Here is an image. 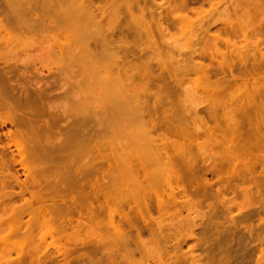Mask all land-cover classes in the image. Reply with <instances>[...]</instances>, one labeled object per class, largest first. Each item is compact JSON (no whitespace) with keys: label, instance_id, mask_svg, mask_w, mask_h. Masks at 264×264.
Listing matches in <instances>:
<instances>
[{"label":"bare ground","instance_id":"obj_1","mask_svg":"<svg viewBox=\"0 0 264 264\" xmlns=\"http://www.w3.org/2000/svg\"><path fill=\"white\" fill-rule=\"evenodd\" d=\"M53 1L56 3L57 0H3V7H1L0 9H5V11L2 10V13L4 12L3 16L0 15V30L3 34H6V38L7 36L10 37L7 38L8 40L12 38L13 34L16 35L15 37L13 35L14 38H12L11 40L15 39L16 37L23 39L26 37L30 38V36L33 37L32 35H35L36 37H39L40 35V37H42L43 34L47 33L49 34V37L51 36L52 39H54V43H56V40L59 42L58 38H61V41L59 43L64 40V44H74V53L76 55L74 56V58L77 59V62L68 56L70 58V61L65 66L64 64H62L64 68H62L61 65H59L60 68H58V70L56 68L57 65H55L56 67H54L60 74L67 75L68 79L70 80H73V77H71V75L73 74L80 76L77 78L81 79L82 82L83 80H85L86 87L88 82L91 81L90 83H92V85H89L91 86L90 90L94 88V91L92 90V94L98 100H96V98L93 99L95 102L99 101L97 102L99 104L98 107H96L97 111L95 113L89 114L84 112L83 108L85 107V105L81 104H85V102L88 101L86 99V95L90 94L89 92L91 91H89L87 94L85 93L87 91H84V93L81 94L83 95L80 96L83 103L81 100H79L80 98L77 97L78 99H76V102L74 104L75 107L78 108L79 112H82V120L81 122L79 120L78 124L68 127V131L65 130L68 133H65L67 139H63L66 141V144L62 141L64 143L62 144L64 145V149L62 150H64L68 154L77 152L76 154H74V156H83L84 162H78L77 158L75 159L72 154V157L69 154L70 159L68 158V163L66 162L67 164H64L65 166L63 165L65 167V172L61 175L60 178H58V181H54L51 191L56 194L57 197H62L61 199L59 198L60 200H58L62 204L64 203L63 197L65 195L67 196L68 194V196H72L71 191L74 189V187H76V190L78 186L79 189L81 187L82 190H85L86 185H88L87 189H89V191L84 192L81 189V191H79V189L78 191L80 201L92 199L90 201V204L92 205L91 207L93 208V210L95 208L91 202L94 200L95 203H98V200H100L99 198H101V200H103V202L105 203V206H103L102 203L99 202V204L103 207H107V204L113 203H118V205L120 206L116 209L117 206H113V204L112 208L115 207L116 210H111L108 207V210L106 211V213L108 212L107 217H109L108 222H111L109 224H112L111 227L112 229H114V232L115 229L120 225L118 224V221V226L115 225V218H118L120 221L124 222V224H127L128 227L132 230H136L133 239L135 238V236L140 235L139 231L140 233H144L143 231H145L147 236L150 237L151 235L149 236V234H152L153 230H156L157 226L159 228H157L155 232H162L163 227L160 229L162 221H155L156 223H161L160 225L157 224V226L154 220L150 223V208H152V203H155L158 214L161 212L163 217L170 215V213L168 214V212H170L168 211L170 204L175 205L177 203H180L182 208L180 209V211L184 210L189 213L193 211L197 204V201H194L193 198H198L204 195L200 187L203 188L205 186L207 187V185H211L208 183L206 177L203 178L202 181L199 178L196 179L195 173L193 172V166L196 165V156H199L198 158L200 160H203L204 163L207 162L205 159L209 160L211 162V165H209L208 161L207 164L210 167L208 166L209 168L207 171H209L210 174L212 173L217 175L222 173V170H224V165L222 166V164H224L223 162H228L229 166H233L234 168V163L236 161L240 163V155H248L249 152L254 149L252 146L250 147V145H253L254 143L256 144V141H259V136L260 138L262 137L259 133L260 123L256 124L258 123L257 121H259V119L256 118V122L253 121V119L255 118L254 115L261 109L258 107H264L262 106L264 104V77H261V69L264 66L261 65V62L257 60V57H259V60L261 59V61L264 60V52H261L259 44H252L254 48H250L248 45V40H250L249 34L251 33L250 35L252 39L254 38L256 40L259 30L258 28H255L256 25L255 27L250 25L252 27H249V29L251 28V31H248V27L246 28V25L242 27L243 30L239 29L238 31L240 32V35H242L244 43L247 42V44H245L243 47H236L235 45L237 44H233L234 42H232L231 39H228L229 37L227 33H229L230 36H233V34L237 32V29L235 30L237 26H234L235 28L233 27V25L228 26L230 32L229 29L226 28L227 31L224 29V31L227 32H224L226 34V38H222L220 34L221 32H219V28H217L219 31L216 30L215 34L209 33V28L213 26V24H208V28H203L204 26L202 24H199V32L202 33V35H199L200 33L198 32V30L196 31V35L194 34V39L196 40L195 47H177L176 49L164 50L159 44H154V37L151 31L150 22L146 19L143 10L138 7L137 2L131 3L127 2V0H122L120 4L116 3L111 9L103 8L100 6L92 9V0H87V2L85 0H68L67 2L63 1V3L65 2V5L70 4L71 2L70 6L66 7L64 5V7L66 8H59L58 3L60 4L62 2L60 0L57 3L58 9H56V4L55 7L52 4ZM45 2L46 4H42ZM63 3L60 5H63ZM133 9H136L137 14L134 13ZM198 14L199 13L195 14V16L197 15L196 20H198L199 23H202L200 22L202 21V16ZM241 14L251 17L249 21H253L254 23L256 22L257 27L260 26V22L264 21V15H260L257 10L249 12L242 11ZM125 16H127V19H124ZM246 20L247 22H249L248 18ZM246 20L245 24L247 23ZM123 28H126L132 34L135 40H140V38L143 36L147 41V44L117 43V41L113 39V36L117 31L121 33ZM159 28V30H162L163 27L161 24H159ZM16 29L17 32L14 31ZM263 31L264 30H262V32ZM10 32H12V35H8ZM237 34L236 37H238ZM35 36L33 37V39L35 38ZM253 36H255L256 38ZM258 39L255 41V43H259ZM15 40L17 41V39ZM24 40H20V44H24ZM27 41L28 43L30 42L29 44H31V41H29V39ZM34 41H36V38L34 39ZM219 41H222L224 45H221L226 48L225 50L222 51L219 48V44H217ZM19 42L17 41L18 44ZM58 42L56 44H58ZM68 45L67 47H70ZM61 49H63V47H60V50ZM69 51L68 53L70 54ZM73 61L76 62V64L80 63V65L78 66L75 63H72ZM14 62L17 63L16 60ZM22 64L23 67H25V62ZM73 64L76 65V68ZM262 64H264V61ZM15 66H17V64ZM33 69H35V71L33 70L34 72L33 74H31L33 75L32 78H34V73L35 75L37 74L36 71H38V74L40 72L39 75H43L44 73L46 75V72L49 68H45L46 72L42 71L43 68L36 70V68L33 67ZM52 69L54 70V68ZM74 69H76V71ZM50 70L51 69H49L48 72ZM72 70H74L75 72H73ZM22 72H20L22 75L20 73L18 74L20 75L19 77L21 79L22 77H24V74L27 75L30 73H28V71H26L27 73ZM24 78L23 80L25 81ZM77 78L76 81L75 79L73 80L74 85L75 83L79 84L80 82L78 81L79 79L77 80ZM7 80L10 81L8 78ZM36 80H40L37 79V75L36 78L31 79V81L35 82L34 87L38 90L36 91L33 88L34 92H36L33 95L31 93L30 98L27 97L28 92H24L27 89L24 90L23 88V98H21L22 96L18 98V93L15 91L17 93H15V98H17H14L15 100L13 102V106L14 104L15 106L18 103L19 104L17 105V107L14 106L15 108L12 109L13 111H17L18 106L20 105L29 108L30 110L26 111L24 107H21V109L25 110L22 114L27 115H25L27 117V119L25 117V120L27 121L29 116L31 115L29 114V111H34V109L39 108L42 109V111L40 110V112H43L45 110H43L44 106H47L46 113L47 111H49V116H52L50 110H55V106L50 105L46 101V96H48L49 94L45 96V94L42 93V85L40 86L41 83L39 84V82ZM31 81L30 85H33V82ZM188 82L192 83L189 85H193L195 96L198 95V97L196 96V101L198 102H195V104L193 105H191L186 98L187 94L192 91V88H189L188 86L184 88V85ZM26 83L27 82L25 81L24 86L29 85L28 83ZM42 84H44V82ZM72 84L73 83H71V85ZM22 85L20 83V87H23ZM81 85L82 84H79V86ZM20 87L18 88V91H22V88ZM27 88L30 89L29 86ZM43 88L46 90L47 85ZM82 88H84V86ZM9 89H12V87ZM95 89L100 90V92L97 93ZM186 89H189L190 91H187L186 93ZM70 90L68 92L69 94L72 93L70 92ZM11 91L12 90L7 91L8 93H6V95L9 94L8 96L10 99L7 97L8 100H11ZM197 91L199 92V94H196ZM93 92H96L97 94H94ZM45 93L47 94L48 92L46 91ZM77 94L74 95L72 93L74 97L77 96ZM20 95H23V93ZM66 95L68 94L66 93ZM100 96L103 97V100H101L102 97ZM261 96H263L262 99H260ZM0 97L4 98V96L2 95ZM259 99L261 100V102L263 101V104L260 103ZM3 100H0V103L6 102L7 99L5 101ZM257 100H259V102ZM15 101L18 103H16ZM100 101L102 102L100 103ZM7 102L5 104L8 105ZM257 102L259 103V106L257 105ZM70 106L65 107L69 108ZM79 106L84 107L81 108ZM65 107L61 110V115L67 116V114L71 112L72 116L71 108L67 110L65 109ZM227 107L229 109H227ZM0 108H2L1 104ZM218 108L222 109L221 113L219 112L220 114H218L217 112ZM225 108L226 111H224ZM18 111V114H21L20 108L18 109ZM68 111L70 112L68 113ZM24 112H28L29 115L27 113L24 114ZM76 113L77 112L75 110L74 115H76ZM259 113L261 115L262 112ZM22 114L19 116L21 117ZM40 114L42 113H39V115ZM240 115L244 116L243 119L245 121V127L243 123L240 122ZM260 115L257 117L260 118ZM78 116L79 115L77 113L76 118H80ZM251 116H253V119H251ZM22 118H24V116ZM30 118L32 117L30 116ZM89 118L94 119L91 126L88 125L87 122ZM243 139L247 143V145H245L246 143L241 141ZM258 141L257 143H259ZM240 142H243V144H240ZM81 143L83 144V146H81ZM255 144L254 146H256ZM48 149L50 148L48 147ZM65 152L62 153L64 154ZM35 154L37 153H34V156ZM68 154H66V156H68ZM36 156L38 157L39 153ZM36 156L34 158L37 160L38 158ZM40 156V161H43L45 156L44 158L42 157L43 155L41 156L43 159ZM247 159L248 158H246V160ZM224 160H226L227 162ZM235 164L237 165L238 163ZM48 166L47 168L49 169H44L46 166L43 168H38L37 166L36 169L39 170V174L37 173V177L44 178L42 177V175L46 177V175H44L41 170L43 169V171H50L51 169ZM248 168L249 167H247V169ZM57 176L59 177V175ZM44 179L45 180L43 182L45 184L47 178ZM32 180H35V178ZM37 180H35V183L39 184L40 190V186H42L43 182H41V184L40 181L42 179H39L40 181ZM198 180L200 182L198 186L195 187V185L198 183ZM35 183V186L32 185V187L34 186L35 189H38V184ZM30 184L32 183L30 182ZM35 189L31 192H34ZM39 190H36V193L34 192L37 196L33 195V197H29V200H38L39 196L37 192H40ZM73 191L72 193L75 192ZM31 192L29 193V196L32 194ZM54 196L55 195H53V198L56 197ZM50 197H52V195H50ZM74 198L75 199H72L71 201L74 202L76 199L78 200V198ZM29 200L27 202L30 203L31 201ZM56 200L53 202L49 201V204H46L49 205V207L45 208V213L43 212V214H45V222L48 221V217L46 219L45 216H49L52 221L55 219H60L58 220V223L62 222L66 227L67 225L63 221H68V224L69 220H72L71 218H68L69 212L72 214V208L71 211L68 212V210L66 209H69L70 205L68 208L67 206L61 208L60 206L56 205L58 203ZM77 200V204L81 205V203H79L80 201ZM125 200L130 201V206L128 205L130 208V214H125L123 212L124 210L121 211V209H119L122 205L121 202H124ZM9 202L10 203L5 202L6 205L4 204L6 208H8V212L10 208L11 215L8 214V218H5L6 220L8 219L7 221H16L12 220L13 218L15 219V217H12V219L11 217L9 218V216H13V214L11 213V209H14L15 206L17 210H13L14 214L17 213L16 216H18L21 213V216L19 215L18 217H23L24 214L27 213L25 212L23 214L25 209H32V203L30 205L26 204L25 202L22 204L25 206L20 205V207H22L20 208L21 210L18 211L19 206H10V204L15 203H12L11 201ZM37 202L38 201H36V203ZM50 202H52V204ZM54 202L57 203L54 205ZM66 203L65 205H67ZM75 204L76 203H73L72 206ZM26 205L30 206V208ZM33 205L35 206L36 204L34 203ZM80 205H77L79 210L82 207ZM97 205H95V207ZM73 207L75 208V206ZM97 207L101 210V208H99V205ZM0 208H2V206ZM75 209L77 211V215L80 214V218H83L82 213L78 212L77 208ZM131 209L134 213L131 212ZM118 210H120L121 212ZM153 210L154 209H152L151 211L153 212ZM211 210H213V208ZM0 211L2 212L3 210ZM95 211L94 213L96 215ZM29 213L30 212H28L27 214ZM2 214H4V211L2 212ZM2 214L0 216L2 217V219H0L1 221H3V217H5ZM30 214L27 216H29L28 218L32 220V215ZM97 214L98 217H96L99 218V212ZM132 214H135L136 217L133 215L132 218ZM127 215L131 216L129 217ZM137 217L139 218V220L136 219ZM138 221L141 222L139 223L142 228H140ZM150 224H154L153 227H156L153 229ZM113 225H115V227H113ZM24 226L25 225H23V228H20L21 226L19 225L13 229L15 230L17 229V227H19V230L21 231V229H24ZM12 227L15 226H9L8 232L4 231L5 233L2 232V234L5 235L6 233H8L15 235V232L13 233L14 230L12 229ZM1 228L2 227L0 226V229ZM5 229L7 230V227H5ZM5 229L3 228V230ZM27 229H29V227ZM60 229L58 231H60ZM117 229V234L115 232V235H117V237H115L116 239H113L114 243L118 238H120V236L122 237L121 230L119 232V229L122 228L119 227ZM19 230L18 232L17 230L15 231L19 234ZM132 230L129 229L128 232H131ZM61 231L63 235V230L61 229ZM128 232H126L127 234L125 233L127 236L123 234L124 237L126 236V239L123 237V239H121V242L123 243H121V245H123L124 247H127L128 239L130 238V236L128 238V234L131 235V233ZM160 233H158V236ZM163 235L162 237L166 239V236ZM6 236L4 238L9 239L8 237H10L11 235H8L7 237ZM162 237L160 238V240L162 239ZM136 238L134 240V243L139 240H136ZM133 239L129 242L130 244L132 243ZM165 239L164 241H162L165 242ZM167 243L168 242H166L165 244L167 245ZM195 244L196 243H194L193 245ZM116 245H118V243H116ZM116 245L114 244V246ZM135 245L137 244L135 243ZM140 245L141 242L138 244V246ZM189 248H187L188 251H190ZM192 250H194V247ZM60 251L62 250L59 249V252ZM133 251L130 252L132 255ZM143 251L144 250H141L140 252L144 253ZM62 252L65 253V251ZM140 252L138 254H140ZM146 252L148 251H145V254L147 256L148 253ZM64 253L63 255H65ZM142 253L140 255V258H143L145 255H143ZM150 254L147 256L149 257V261L155 259V261H153L152 263L155 262L154 264H156L158 262L157 264H161L159 263L161 261L162 264H165L163 263L164 261L160 260L161 257H152V254L159 256L160 254L158 252L153 250V252ZM192 255L193 252L190 257H192ZM200 255L196 254L198 258L194 257L191 260L195 259L196 262H200L201 259H199V257L203 258L202 254ZM1 256L2 255H0V258L5 255H3L2 257ZM22 256L23 255H19L18 258L16 257L17 264L21 261ZM3 258L0 259L2 260L1 262H3ZM6 258L7 259H5L3 262L4 264H7L8 261L6 262V260L10 259V257L8 258V256ZM24 258L25 256L23 257V259ZM260 258L262 257H259L257 261L260 260ZM196 259H198V261ZM143 260L146 261L145 258H143ZM176 261L178 260L176 259ZM212 261H214V259ZM212 261L210 262L211 264L213 263ZM206 263L208 264L209 261L207 260Z\"/></svg>","mask_w":264,"mask_h":264},{"label":"rangeland","instance_id":"obj_2","mask_svg":"<svg viewBox=\"0 0 264 264\" xmlns=\"http://www.w3.org/2000/svg\"><path fill=\"white\" fill-rule=\"evenodd\" d=\"M59 1L60 0H57L56 3L54 1L52 2L54 7L55 4L57 6V3ZM61 1L62 2L60 4H62L63 1L67 2L68 0H61ZM85 1L87 2V0ZM0 2L2 5V6L0 5V9H1V7H3V3H2L3 0H0ZM120 2H122V0H92L93 5L91 7H93L92 9L96 8L97 6L111 9L112 7H114L116 3L120 4ZM127 2H131V3L137 2L138 7L143 10L146 19L150 22L151 31L154 37V44H159L164 50L176 49L177 47L179 48L180 47L192 48V46L195 47L196 40L194 39L195 38L194 36L196 35L197 30L198 32L200 31L199 24H202L204 26L203 28H208L209 25L213 24V26L209 28L210 29L209 33L215 34L216 30H218L217 28H219L220 31L219 30L218 31L221 32L220 34L222 38H226L225 33L227 32H225L224 29L225 30L226 28L229 29L228 26H232V25L233 27L237 26L236 28L234 27L235 30L237 29V32H235L233 36L231 35L232 37L230 36L229 33H227L229 37L227 38L231 39V41L234 42L233 44H237L235 45L236 47L238 46L243 47L245 44H247V42L244 43L242 35H240V32L238 30L239 29L241 30L242 27L246 25V28L248 27V31L249 30L251 31L252 28L251 26L255 27L256 25L255 28L256 29L258 28L259 30V33L257 34L258 35L257 39L259 38L258 39L259 43H255L257 39L256 40L254 38L252 39L250 35L251 33L249 32L250 40H248L249 41L248 45L250 48H254L252 44H259V47L261 48V52L262 53L264 52V47H263L264 31L262 32V30H264V21H262L263 23L260 22L259 23L260 26L257 27L256 22L254 23L253 21L251 22L249 21L251 17L241 14L242 11L249 12V11L257 10L258 13H260V15H264V0H127ZM64 3L63 5H60L58 3L59 8L60 7L66 8L71 4V2L70 4H66V5ZM42 4H46V2ZM64 5L66 7H64ZM58 6L55 8L58 9ZM2 10L5 11L4 8H2ZM2 10H0L1 13ZM133 10L134 13L137 14L136 9ZM1 13L0 15L3 16L4 12L2 14ZM197 13H199L200 16H202V21H200L202 23H199V21L196 20L197 15L195 16V14ZM247 18L249 22H247L246 20ZM124 19H127V16H125ZM244 19L247 22L246 24ZM159 24L162 25L163 27L162 30H159L160 29ZM249 27L251 28L249 29ZM14 31L17 32V29ZM1 33L2 32L0 30V93L2 96H4V98L0 97V100L1 101L3 99H4L3 101H5L6 99L8 100L9 94L6 95V93H8L7 91L10 90H12L11 93L9 92L12 97L11 100H8V102L6 100L8 105L5 104L6 102L0 103L2 106V108H0V182H1L0 207L2 206L0 210H3L5 214V215L2 214L3 211L2 212L0 211L1 212L0 216L2 214L3 216H5L3 217L5 219L8 218L7 215L10 214V208L8 212L7 210L8 208H6L5 202L10 203L9 201H11L12 203H15V204H10V206L13 205V207L14 205H18L19 206L18 211L21 210L20 208L22 206H25L22 204L26 202V204H30V205L32 203L31 205L32 209L30 208V206L26 205L27 207L30 208L29 210L32 211H29L27 208L24 210L23 214L25 212L27 213L30 212L31 214L30 213L29 214L32 215V220H33L32 221L28 218L29 216L27 215L29 214L27 213H25L26 215L24 214L23 217H18L21 213L18 216H16L17 213L14 214L13 212V210L15 209L17 210L16 206L14 209L13 208L11 209V213L13 214V216H9V218L11 217L12 219V217H15V219L13 218L12 220L17 221L18 219L17 222L16 221L11 222L10 220L7 221L8 219L7 220L3 219V221L0 220V226L2 227L1 228L2 231L0 229V255L2 256L5 255L6 257L8 256V258L10 257V259L6 260V262L8 261L9 264L10 263L17 264L16 257L18 258L19 255H23L21 257V261L18 264H23V262L24 264H133V263L154 264L155 262L154 263L152 262L155 261V259L149 261L148 260L149 257H147L154 250L158 252L160 255L156 256L157 255L156 253V255L152 254L153 255L152 257H161L160 260L164 261L163 263L165 264H207L206 263L207 260L209 261L208 264H211L210 262L213 259L214 261H212L213 262L212 264H264V111H263L264 107L261 106L258 107L259 106L258 102L260 99L263 98V96H261L260 99L257 100L258 101L257 107L261 108L260 111L256 113L257 115L256 114L254 115L255 117L254 119L253 116H251V119H253V121L255 122L257 121L256 118L259 119L260 122L257 121L258 123L256 124L260 123L259 129L261 132L259 131V133L263 137L260 138L259 136V141L257 140L259 143H257V141L256 144L254 143L256 146H254V144L250 145V147L252 146L254 149H252L249 152V154L246 156L240 153L241 154L239 160L240 163L238 161L236 162L234 161L235 163H238L236 165L233 162L234 165L236 166V167L234 166V168L233 166H229L228 162L224 160L227 162V163L223 162L224 164H222V166L224 165L223 166L224 170H222V173L217 175L212 173L210 174L209 171H207L208 168L210 167L209 165H211V162L209 160L205 159L207 162L209 161V165H208L207 162L204 163L203 160H200L198 158L199 156H196L195 157L197 158L195 161L196 165L193 166V170H194L193 172L195 173L196 179L199 178L202 181L203 178L206 177L208 183L211 185L210 186L207 185V187L205 186L203 188L200 187L204 195L198 198H193L194 201H197V204L193 209V211L189 213L184 210L180 211V209H182L180 203L179 204L177 203L175 205L170 204V207L168 209V211H170L168 212V214L170 213V215L163 217L161 212L158 214L155 203L154 204L152 203L151 205L152 208H150V216H151L150 223L153 220L154 222L162 221V224L160 222L158 223L155 222V223L156 226L157 224L158 225L161 224L160 229L163 227V231L162 232L160 231L161 233L155 232L159 227L158 226L153 227L154 224L152 225L150 224L153 227V229L156 227V230H153V233L149 234V236L151 235L150 237L147 236L145 231H143L144 233L141 232L142 234L139 231V234L141 236L140 235L135 236V238L137 237L136 240L139 239L137 240L138 243L135 242L137 245H135L134 243L135 238L133 239L136 230L135 231L134 229L132 230L131 228L128 227L127 224H124V222L120 221L118 218H115V225L118 226V224H120L119 227L122 228L119 229V232L121 230V234L123 238L127 236L126 232H128L129 229L132 230L131 232L130 231L128 232L131 233L132 236L128 234V238L129 236L130 238L128 239L127 247H124L123 245H121L122 243L121 239H123L121 236L120 238H118L120 241L117 239L114 243L113 239L117 237V235H115V232L117 234L118 231L117 228L119 227H117L114 232V229H112L111 227L112 224L111 225L109 224L111 222H108V218H109L107 217L108 212L106 213L108 207L111 210L113 209L116 210L118 207H120L118 203H113L114 205L107 204L106 205L107 207H103L105 206L104 205L105 203L103 202V200H101V198H99L102 202L100 200H98V203H95L94 200L91 202L95 208L93 210V208L91 207L92 205L90 204V201L92 199L80 201L79 191H81L82 188L80 187L81 189L80 190L79 186L77 187V190L76 187H74L75 190L73 189L76 193L72 190L75 194L72 193L71 191L72 196H68L67 194V196L65 195L63 197L64 203L62 204L60 203V201H58L62 197L59 196L57 197V195L51 191L54 181H58V178H60L61 175L65 172L64 166L69 161L68 160L69 154L70 156L72 154V153L68 154L64 150H62L64 149V145L62 144L64 143L66 144V141L63 139H67L65 133L68 131L69 129L68 127H70L71 125H76L78 124L79 120L80 122L82 120L81 119L82 112L81 113L79 112L78 108L75 107L74 103L78 98H80L79 100L82 101L80 96H83L81 94L84 93V91H87L85 92L86 94L89 91H91L89 93L92 94V90L94 89L92 88V90H90L91 86L89 85L90 84L92 85V83H90L91 81L88 82L86 87V81L83 80L82 82L81 79L77 78L80 76L73 74L71 75V77H73V80L75 79L76 81L77 78V80L79 79L78 81L81 82V83L79 82V84H82L81 86H79V84L75 83L76 85L75 86L73 80L68 79L67 75L60 74L57 71L58 68H60L59 65H61L62 68H64L62 64H64V66L68 64L70 58L77 62V59L74 58V56H76L74 53V47H73L74 44L73 45L72 44L68 45V43L64 44L63 39H62L63 41L59 43L61 41L60 40L61 38H58L59 42L57 40L55 41L56 43L58 42V44H56L53 42L54 39H52L51 36L49 37L48 36L49 34L47 33L43 34L42 37H40V35L39 37L32 35L33 37L35 36L36 41H34L35 38L33 39V37L31 36L30 38L29 37L24 38L25 40L23 38L16 37L15 39H17L18 42L20 40L21 41L24 40L26 43V44L25 43L20 44L21 42H19L18 44L15 39L11 40L12 38L15 37L16 34H13L14 35L13 37L12 32H10L8 35L11 34L12 38L8 40L7 38L10 37L7 36L6 38V34L3 33L1 34ZM236 34L238 35V37H236ZM199 35L201 36L202 33H200ZM28 39L29 41H31V44H29L30 42L28 43L27 41ZM113 39L116 40L117 43L119 44H147V41L143 36L140 38V40H135L132 34L126 28H123L121 33L118 31L115 32ZM217 44H219L218 46L222 51L226 49L224 48L223 46L224 44L222 43V41H219ZM67 45L70 47H67ZM60 47H63V49L60 50ZM66 48L68 49V51L70 50L69 51L70 54L68 53ZM15 60L17 63L14 62ZM257 60L261 62V65L264 66V64H262L264 60L263 61H261V59L259 60V57H257ZM74 61L72 63L76 64V62ZM24 62L27 65L26 66L24 64L25 67H23L22 64ZM16 64L17 66H15ZM55 65H57V67ZM76 65L79 66L80 63H77ZM261 65H260V69H261ZM54 66L57 68V70L55 69ZM33 67H35L36 70L43 68L42 70L43 72H46L45 68L51 69L49 72H48L49 69L47 70L46 72L47 76L45 75V73L43 74V72H42L43 75H39L40 72L38 74V71H36L37 79H40L39 81L38 80L36 81H38L39 84L41 83L40 86L42 85L41 88L44 90V91L42 90V93L45 94V96L49 94L48 95L49 97L46 96V98L48 99V100L46 99V101L50 105L52 106L54 105L55 110H50L52 116H49L48 115L49 111H47L46 113L47 106H44L43 108V110L45 109L44 110L45 112L44 111L40 112V110L42 111V109L39 108H38L39 110L34 109V111L33 110L29 111V114H31L30 116L32 118H30L29 116L30 120L28 118L27 121L25 120V117L27 116L25 113L28 114V112H24L26 116L23 115L22 113L25 110L26 111L30 110L29 108L21 105L18 106V109L20 108V113L22 114L21 117L19 116L21 114H18L19 113L18 109L17 111L16 110L13 111L12 108L17 107V105L19 104L18 102L15 101L18 104L16 106L14 104L15 107L13 106V102L17 98V97L15 98L17 93H18L17 94L18 98H20V96H22L21 98H23L24 92L25 93L28 92L27 93L28 96L27 94L26 96L30 98L31 93L33 95L38 90L35 89L34 87L35 82L33 81L35 80L31 81V79L36 78L35 73H34V78H32L33 75H31L35 71ZM52 68H54V70ZM74 70L76 71V69ZM74 70L72 71L75 72ZM261 70L260 71L262 75L261 74L260 75L261 77H264V71H263L264 67ZM22 71L24 73H27L26 71L30 73L27 75L24 74L25 78L21 76L22 77L21 79L19 77L20 75L18 74ZM7 78L10 81H8ZM23 78L29 84L28 86L30 87V89L27 88L28 86H24L25 81L23 80ZM30 81L33 82L32 83L33 85H30L31 84ZM43 82L44 84H42ZM20 83L21 85L23 83L22 85L23 87H20ZM71 83L73 84L71 85ZM189 84L192 83L191 82L186 83L184 85V88L187 86L189 88H192V91L186 89V93L187 91H190V93L187 94L186 98L188 102L191 105H193L195 104V102L196 103L198 102L196 101V96L198 97V95L195 96V92L193 90L194 87L193 85H189ZM18 85L20 88H22V91H18L19 90ZM46 85L47 88L45 90L43 87H46ZM83 86L84 88H82ZM11 87L12 89H9ZM23 88L24 90L25 89L27 90L23 92ZM33 88L36 90L35 92ZM69 90L74 95L78 93L77 96H75L76 98L74 97V95H72V93L70 94L68 93ZM95 90L97 91V93L100 92V90L98 89ZM46 91L48 92L47 94L45 93ZM197 92L196 94H199V92L198 93ZM19 93L20 94L23 93V95H20ZM66 93L68 95H71L73 98L71 96L66 95ZM93 93L95 94L96 92ZM90 94L86 95V99L88 101L85 102V104H81V105H85V107L84 106H83L84 108L81 106L79 107L83 108L85 113L92 114L97 111L96 107H98L99 104L97 102L99 101L95 102L93 98L96 97H94L93 94L92 95ZM96 100L98 99L96 98ZM101 100H103V97ZM101 102L102 101H100V103ZM260 103L263 104V101L261 102L260 100ZM65 106L67 107L70 106L69 108H71L72 116L70 111H68V113L69 112L70 113L67 114V116L61 115V110L64 109ZM262 106H264V104ZM21 107L22 108L24 107L25 110L21 109ZM69 108L65 107V109L67 110ZM220 109L221 108H218V110L216 109L218 114H220L222 111V109L221 110ZM227 109L229 108L227 107ZM75 110L79 115L78 117L80 118H76L77 113L76 115H74ZM224 111H226V108ZM36 112L38 113V115ZM259 112H262L261 115ZM39 113L42 114L39 115ZM259 115L260 118L257 117ZM18 116L20 117V119ZM23 116L24 118H22ZM21 118L24 120H22ZM241 118H240V122H242L244 125L245 124V121L243 119L244 116H241ZM93 121H94L93 118H89L87 120L88 125L91 126ZM241 141L246 143L244 139ZM243 142H240V144H243ZM245 145H247V143ZM81 146H83L82 143ZM48 147L50 149H48ZM61 151L68 154V156H66L65 153L63 154ZM34 153L37 154L39 153V156L41 154V156L43 155L42 157L44 158L45 156V158L43 159L40 156L43 159V161L42 160L40 161L39 156L37 157L36 156L37 154H35V156L38 158L37 160H39L37 161L34 158L35 157ZM76 153L73 152L72 154L73 157H75V159L77 158L78 162L83 163L84 157L74 156V154ZM246 158H248L247 159L248 161L246 160ZM37 166L38 168H43L46 166L44 169H49L47 168L48 166L51 169L50 171H45V170L43 171V169L41 170L44 173V175H46L45 177L41 174L42 177L47 178L45 184L43 182L45 180L44 178L37 177L38 176L37 173L39 174L38 172L39 170L36 169ZM247 167L249 168L247 169ZM58 171L60 172V174ZM57 175H59V177ZM36 177L38 178V180ZM34 178L37 181H40L39 179H42L40 183L43 182L44 185L41 183L42 186H40L41 188L40 190H39V184L35 183V180H32ZM30 182L32 184H30ZM199 182L200 181L198 180V183L195 185V187L198 186ZM34 183L38 184V189H35ZM32 185L34 186L32 187ZM87 187L88 185H86L85 190L83 189L82 191L84 192L89 191ZM34 189L35 191L36 190L40 191L37 192L39 196V199L38 200L36 199V201H38L37 203L33 198H31L33 200H29L30 199L29 197H33V195L37 196L35 194L36 193L35 191H34L35 193L31 192ZM30 192L32 194L29 196ZM50 195H52V197H50ZM53 195L57 197L56 198L54 196L57 200L53 198ZM73 196L78 198V200L80 201L79 203H81V205L77 204L76 202L77 199L74 202L71 201L72 199L73 200L75 199ZM54 199L58 202V203L54 202V205L57 203L56 205L60 206L61 208H63L64 206H67L68 208L70 205L69 209H66L65 207V209L68 210V212L71 211L72 208V214L69 212L68 214L69 216L67 215L68 218H71L72 220H69V223L67 224L68 221L63 219L64 220L63 222H65L67 225L66 227L64 223L62 222L58 223V220L60 219H55L52 221L49 218V216H45L46 219L48 217V221L45 222L46 221L44 219L45 214H43V212L45 208L49 207V205L46 204H49V201L52 202L55 201ZM28 200L31 202L30 203L27 202ZM33 202L36 204L35 206L33 205L34 204ZM52 202L50 203L52 204ZM99 202L102 203L103 206L100 205ZM65 203L67 205H65ZM73 203H76L77 205L83 207V208L81 207L79 210L76 204L73 205L75 206V208H77L78 212L82 213L83 218H80L81 217L80 214L77 215L76 209L72 206ZM121 203L123 206L120 204L121 208L119 209H121V211L124 210L123 212L125 214H130L129 211L130 201L125 200L124 202ZM97 204L99 205V208H101V210L98 209ZM210 204L212 205L213 210H211L212 208ZM20 205L22 206L20 207ZM95 205L97 206L95 207ZM112 205L113 206L116 205L117 206L116 209L115 207L112 208ZM104 208L107 209L105 210ZM152 209H154L153 212L151 211ZM94 211L96 212V215ZM133 211L131 209L132 213H134ZM98 212H99V218H97ZM133 215L136 217L135 214H132V216L131 215L130 216L133 218ZM0 219H2V217H0ZM136 219L139 220L138 217ZM139 222L140 221H138V223ZM6 225L15 226L12 227V229L16 228V226L19 225L21 226L20 228H23V225H25L26 227L24 226V229H21V231L19 230V227H17V229L15 230H17V232L19 230L20 231L19 234L13 229L14 230L13 233L15 232V235L8 233L4 235L2 234V232L3 233H5L4 231L8 232V228H9V226ZM115 225H113V227H115ZM5 227H7V230L5 229ZM28 227L29 229H27ZM3 228L5 230H3ZM60 228L63 230V235ZM140 228H142V226H140ZM59 229L60 231H58ZM158 233H160L159 234L160 237L158 236ZM7 234L9 236L11 235L10 237H8L9 239L4 238ZM123 234H125L126 236L124 237ZM163 234L166 236L167 241L164 237H162ZM161 237L162 239L160 240ZM131 238L133 239L132 243H134V244L131 243L132 245L129 243L132 240ZM164 239L165 242H163ZM140 242L141 245L138 246ZM166 242H168L167 245L165 244ZM193 242L196 244L193 245L194 244ZM113 243L115 245L116 243H118V245L114 246ZM193 247L194 250H192ZM187 248H189L190 251H188ZM59 249L65 251V253L62 251L59 252ZM141 250H144L143 251L144 253L140 252ZM131 251H133L132 252L133 255L130 253ZM145 251H148L146 252L148 253L147 256L145 254ZM139 252L140 254H138ZM190 252L191 254L193 252L194 256L192 255V257H190L191 256ZM63 253L65 255H63ZM141 253L143 255L145 254L144 257L143 256L142 257L149 262H146L143 260V258H140ZM196 254L199 255L202 254L203 258L199 257V259H201L200 262H196L195 259L191 260L194 257H197ZM5 256H3L4 258L2 257L3 262L5 259H7ZM24 256L25 258L23 259ZM145 256L147 257V259ZM210 256L213 258H211ZM259 257L262 258H260V260L257 261ZM176 259L178 261H176ZM196 260L198 261V259ZM1 261L2 260H0V264L1 263L4 264ZM159 263L162 264L161 261Z\"/></svg>","mask_w":264,"mask_h":264}]
</instances>
